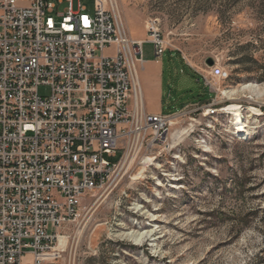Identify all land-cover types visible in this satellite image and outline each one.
I'll return each mask as SVG.
<instances>
[{"label": "rangeland", "instance_id": "obj_1", "mask_svg": "<svg viewBox=\"0 0 264 264\" xmlns=\"http://www.w3.org/2000/svg\"><path fill=\"white\" fill-rule=\"evenodd\" d=\"M53 1L57 12L67 6ZM118 2L130 37L147 39L148 21L159 20L169 49L158 59L162 114L180 116L164 145L141 153L112 186L87 194L78 219L60 229L67 245L63 240L59 264H264V0ZM79 5L93 12L95 0L73 1ZM143 47L145 59L156 58L150 42ZM208 58L229 73L217 80V92L201 75L212 67ZM248 84L261 94L230 100L223 93ZM210 103L214 116L206 112ZM232 103L261 110L251 117L244 110L249 133L235 131L225 111ZM192 105L200 107L196 115L181 114ZM176 129L189 131L173 144ZM121 154L127 158L124 150L106 158L116 163ZM146 156L157 159L139 176ZM129 230L153 236L136 245L122 235Z\"/></svg>", "mask_w": 264, "mask_h": 264}, {"label": "built area", "instance_id": "obj_2", "mask_svg": "<svg viewBox=\"0 0 264 264\" xmlns=\"http://www.w3.org/2000/svg\"><path fill=\"white\" fill-rule=\"evenodd\" d=\"M73 1L58 0L67 6L57 12L53 0H0V264H59L60 229L87 194L112 186L125 160L164 145L180 116L148 113L141 94L144 43L157 60L169 50L159 20L135 40L118 0H95L93 12ZM201 75L214 92L229 78L217 64ZM123 150L126 159L106 158Z\"/></svg>", "mask_w": 264, "mask_h": 264}, {"label": "bare ground", "instance_id": "obj_3", "mask_svg": "<svg viewBox=\"0 0 264 264\" xmlns=\"http://www.w3.org/2000/svg\"><path fill=\"white\" fill-rule=\"evenodd\" d=\"M117 14L121 20L120 8L117 9ZM259 90L260 88H258V86L254 84H248V85H244L241 88H238L232 91H223V93L227 95L230 100H236L237 97H235V95H239V94L246 93V92H249L250 94L256 93L257 95H260L261 93L259 94L257 93ZM245 109L251 112L250 117L253 115L261 114L260 109H257L252 106L243 108L240 104H236V103H232L231 105L227 106L225 109V111H227L228 114L233 118L232 121H233L234 129L238 133V135L249 133V127L246 128L248 126L247 124L248 122L245 121L246 120L245 115H244ZM171 121H172L171 127L177 124V118L173 117L171 118ZM188 131L189 129H176L171 133V135L169 133L170 139L172 140L173 144H177L178 141L183 139L184 135H186ZM156 159H157L156 156L144 157L142 159V162H140L143 165V167L140 169L139 176H141L142 174H145L147 172V169L155 163ZM135 160H136L135 156H133L129 160H125L124 162L125 168L127 169L131 167V165L135 162ZM152 234H153V231H135V230L131 231L129 230V231L124 232L122 235L128 240L132 241L134 244L141 245L145 241L150 240L153 236ZM63 240H65L66 245H67V237L63 234H60L59 243L56 248L57 251H61L60 248H61V243ZM66 245L63 247V250H65Z\"/></svg>", "mask_w": 264, "mask_h": 264}, {"label": "crops", "instance_id": "obj_4", "mask_svg": "<svg viewBox=\"0 0 264 264\" xmlns=\"http://www.w3.org/2000/svg\"><path fill=\"white\" fill-rule=\"evenodd\" d=\"M136 40H145L144 37L132 36ZM141 94L145 110L148 113H163V63L156 58H144L143 66L139 70ZM147 108V109H146Z\"/></svg>", "mask_w": 264, "mask_h": 264}, {"label": "water", "instance_id": "obj_5", "mask_svg": "<svg viewBox=\"0 0 264 264\" xmlns=\"http://www.w3.org/2000/svg\"><path fill=\"white\" fill-rule=\"evenodd\" d=\"M206 63H207V65H209V66H213V65L215 64V61H214L212 58H208V59L206 60Z\"/></svg>", "mask_w": 264, "mask_h": 264}]
</instances>
